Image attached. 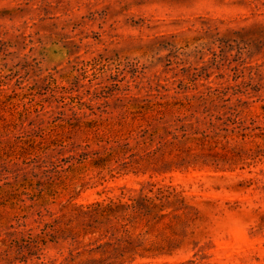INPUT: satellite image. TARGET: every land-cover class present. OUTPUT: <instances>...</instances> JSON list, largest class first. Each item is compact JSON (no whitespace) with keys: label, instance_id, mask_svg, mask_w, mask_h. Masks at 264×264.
I'll use <instances>...</instances> for the list:
<instances>
[{"label":"rangeland","instance_id":"obj_1","mask_svg":"<svg viewBox=\"0 0 264 264\" xmlns=\"http://www.w3.org/2000/svg\"><path fill=\"white\" fill-rule=\"evenodd\" d=\"M226 86L241 126L188 141L199 161L103 152ZM139 196L165 215L128 226L149 250L123 264H264V0H0V264H58L46 222Z\"/></svg>","mask_w":264,"mask_h":264},{"label":"trees","instance_id":"obj_2","mask_svg":"<svg viewBox=\"0 0 264 264\" xmlns=\"http://www.w3.org/2000/svg\"><path fill=\"white\" fill-rule=\"evenodd\" d=\"M228 89V86L207 87L198 95L185 96L186 103L173 102L172 107L179 104L184 111L180 107L172 108V110L165 106L153 108L145 119V124H139L137 128L130 130L127 137L121 141L106 140L109 145L102 146L103 152L108 156L120 151L125 154L132 147H140L141 155L131 153L130 156L138 155L140 159L153 160V164L154 161L159 160L164 163L163 157L172 154L178 158V164L199 161L204 154L193 152L192 146L187 145L188 141L196 146L205 147L210 145L213 139L214 147H216L217 137L221 131L229 130V123H238L231 128V131L241 126L238 120L239 104L230 102L231 99L227 96ZM237 92L239 91H234L232 94ZM201 124L206 127L199 129ZM196 134H200V137H191ZM129 138L134 141L132 147H130ZM97 140L103 141L101 137ZM92 153L98 154L99 151ZM226 153L215 152L212 156L215 161H218L227 158ZM167 162L170 163L166 160L165 163ZM167 197L168 195H165V198ZM155 198L161 199L158 196ZM129 199L130 202L126 204L91 203L84 210L76 209L69 216L61 215L46 222L43 229L46 235L53 241L64 242L68 248L67 256L58 264H123L131 262L135 254H141L140 250L148 251L149 248L143 247L145 237H132L133 234L129 232L128 226L132 227L138 222L147 226L161 219L165 214L154 211L157 204L153 199L143 196ZM112 219H117V222L124 221L120 226V236H116L113 226L106 227ZM94 233H98V236L88 237L86 241H83L84 236Z\"/></svg>","mask_w":264,"mask_h":264}]
</instances>
